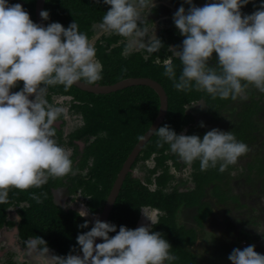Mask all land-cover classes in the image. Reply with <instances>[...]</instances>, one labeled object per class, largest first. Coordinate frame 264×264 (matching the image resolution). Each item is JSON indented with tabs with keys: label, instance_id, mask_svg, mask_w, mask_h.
Here are the masks:
<instances>
[{
	"label": "clouds",
	"instance_id": "clouds-1",
	"mask_svg": "<svg viewBox=\"0 0 264 264\" xmlns=\"http://www.w3.org/2000/svg\"><path fill=\"white\" fill-rule=\"evenodd\" d=\"M100 3L101 0H95ZM173 14V23L183 37L180 46L168 51L180 62L164 61V74L179 91L196 89L212 98L247 99V89L264 93V0L251 14L241 9L250 0H206L196 6L183 0ZM109 9L96 27L99 32L117 35L124 44L122 55L143 51L159 52L164 47L148 16L156 0H103ZM40 17L48 20L49 12ZM215 55V64L209 61ZM147 58V55L145 56ZM101 61L93 39L79 30L74 20L67 27L59 22L46 26L34 22L20 3L0 0V204L9 200L11 189L40 188L50 178L75 175L73 160L55 139L64 108L50 103V86L70 88L77 82L94 85L102 79ZM19 82L23 87L18 91ZM201 108L207 107L203 102ZM195 106V105H194ZM205 125L201 122L200 127ZM157 145H168L182 161H199L201 170L217 168L223 172L236 164L249 149L232 131L208 130L197 134H177L168 124L156 129ZM37 203L40 196L31 193ZM84 217L88 213L79 212ZM78 228L88 229L89 222ZM114 233V235H110ZM99 238L100 242H97ZM36 253L39 264H174L178 257L169 241L152 225L134 229L93 217L89 230L79 232V248L65 256L50 253L46 241L34 236L26 242ZM75 253V254H74ZM231 264H264V254L254 245L234 248Z\"/></svg>",
	"mask_w": 264,
	"mask_h": 264
},
{
	"label": "flooded vegetation",
	"instance_id": "flooded-vegetation-1",
	"mask_svg": "<svg viewBox=\"0 0 264 264\" xmlns=\"http://www.w3.org/2000/svg\"><path fill=\"white\" fill-rule=\"evenodd\" d=\"M9 2L20 3L29 13L30 18L37 23L36 11L38 0H9ZM46 2L44 10H46ZM174 12L175 7L170 0H156V7L148 16L147 22L150 25H153V27L155 26L156 35L160 39L161 31H167L173 28L172 23ZM242 14L251 13L245 9L242 11ZM45 24L47 25L46 20ZM97 24L98 23H95L94 26ZM115 37L118 38V40L110 43V40H113ZM89 38L93 39L97 58L103 65L102 79L96 84L90 86H114V84L130 78H150L158 82L165 89L164 85L157 78L149 75L123 77L122 71L126 70V63L121 64L122 62H117L114 56L110 59H106L104 54L100 53L97 47L98 43L106 46L107 54L110 53L114 47L124 45L120 36L105 34L99 32L96 27H93V34ZM170 46L176 47L174 44H171ZM135 54H141L144 58L147 55L145 60L149 59L152 55L146 54L143 51L136 52ZM215 55L213 54V59L209 61L210 66L215 64ZM130 56L131 55H123L124 58L128 59ZM174 58L176 57L170 55L167 59H171L173 62ZM159 61L160 60L157 59V62ZM162 65L164 66V62H162ZM113 76H115L116 80L110 81L109 78ZM22 87L23 82H19L17 87L13 88L11 91H18ZM149 90H152L159 100V107L156 115L157 118L160 109V97L155 90L146 85L127 86L108 93L88 92L82 90L76 85H73L68 89H65L62 85L49 87L47 93L48 101L64 108V113L59 118V123L56 125L57 131L55 139L57 143L64 147L69 153L70 158L73 160V166L77 171L75 175H69L62 178H50L49 181L40 188H30L23 191L11 189L9 191V200L6 203L0 204V208L4 211L3 214H0V264H39L36 253L30 252L26 243L35 235L40 236L46 241L50 253L53 255L65 256L72 252L74 248L77 252L79 251L76 237L74 238L73 234L71 235L70 242H66L69 247L66 250L67 253L63 251L61 252L60 249L55 246L56 244L54 245V241L58 240L63 231L58 229L57 224L61 221L62 224L59 225L65 226L64 228L66 230V226L71 224L74 227L73 231L77 230L83 232L91 228L93 217H97L101 221L104 220L107 202L126 160L156 120L155 118L154 122L148 128L142 120L136 124L137 126L135 130L145 129V132L142 137L136 141L127 158L122 163V166L118 169V166L115 163V158L110 157L108 160V156L103 152L105 141H107L108 138V130L103 129L102 127L106 125V122L112 121L113 115L109 118L108 115L102 116V114L96 113L99 108L109 109L111 112H116L117 116L120 117L119 119L122 121L125 120L121 117L122 110L124 109V111L127 112V118L131 120L132 115L130 113L133 111V104L140 99L139 96H141L142 109L147 108L146 104ZM166 94L169 103V95L167 91ZM142 96H144L145 99H143ZM201 102L207 107L201 108L199 105H196ZM184 107L188 124L181 132H184L187 135L197 134L201 137L208 130L218 128L224 131H232L236 138L241 140L242 138L240 139L237 135L239 131L238 126H241L246 122L244 116L249 112L252 116V122L257 125L258 129L254 132L253 137H248L244 142L247 144L249 151L241 156L236 164L229 165L226 168L225 171L229 173L228 176L230 175L228 184L223 180H216L206 187V193L202 201L211 202L212 213L206 215V218L202 220V218L197 217L199 215L197 207L183 206V214L181 213L176 216V218H173L174 220L172 219L173 221L171 220L170 224L173 226L182 225L187 221L185 227H188L191 232H200L201 237L207 232L211 235L208 240L212 238L216 239V242L210 243V247L215 243L218 244L217 242L221 243L223 240H226L220 237L223 230H228V232H233V230L237 232L240 231L239 233L245 230L249 231L250 234L257 235L255 234L256 230L257 232H260L261 229L264 230V214L261 213L260 210L264 209V187L262 186L264 184V174H259L254 171L255 168L260 166L261 162H264V93H260L254 87L249 86L247 89L246 100L240 98H237L236 100H232L231 98H213V103L209 104L203 97H199L192 99L189 103L185 104ZM201 122L205 125L204 127H200ZM91 124L94 126L91 127ZM259 131H262L261 134ZM249 138L255 140H248ZM149 141L143 147L126 174L113 207L106 216V221L114 223L112 216L116 211L115 207L117 201L126 199L127 191L130 189L128 184L129 178H136L143 181V183L149 177L156 180L168 167L170 174L176 173L171 185L179 191L186 193L197 186L195 175L200 173L201 170L199 161L188 164L176 155L179 165L178 167L175 166L173 159H163L161 160L163 166H159L158 158L161 157V153L155 152L148 158L144 153ZM170 153L171 155H174L171 151ZM247 156H250L251 159L248 158L247 162L242 165L243 160L245 157L247 158ZM251 160L254 161L250 162ZM217 169L218 166L217 168H212L211 173L215 172ZM186 170L190 172V180L188 181H184L181 178V173ZM245 172H253L250 174L260 175L262 178L259 177L256 180H253L249 179L248 177L250 175H248L245 180L252 186L248 187L243 181L245 184L242 188V191L247 190V193L239 195L234 192L241 197L240 201L244 204L243 209L241 211L239 209L227 210L218 199V196L214 194V190L217 185H219L222 190L227 189L228 187L235 190V185H232V183L237 180L236 178L246 175ZM136 173H140L142 176H137ZM258 181H262L263 184ZM33 192L40 196V203H37L36 200L32 198L31 193ZM81 210L86 211L88 215L84 217L80 216L79 212ZM230 210L232 211L230 212ZM232 213H236L237 215L236 223L230 222L229 220ZM227 216L229 217L227 218ZM162 218L167 220V212L161 213L158 209L143 210L140 213V217L137 219L136 227L140 225H152V227H154L157 223H160ZM221 218L224 220L222 221ZM252 218L255 219L254 222ZM57 220L58 222H56ZM85 220L89 222V228H78V225L84 223ZM64 221L67 225H65ZM36 225H39V231H36ZM29 229H32L33 234L28 233ZM68 234L69 232H67V235ZM262 234L263 233H260L259 235ZM239 238L244 239V236L242 235ZM173 240H175V238H173ZM235 242V240L232 242V246ZM258 243L261 250L264 251V238H259L256 244ZM242 244L247 246L250 245L246 240H244V243ZM242 244L240 245L239 243L240 247L234 246V248L243 249L244 247ZM194 246H198L200 252L203 251V246L200 245V240L196 241ZM204 247H207V245ZM228 256L229 254L223 256L222 251L221 257H225V260H228ZM198 262H200L199 259ZM43 264H48V262L45 260L43 261Z\"/></svg>",
	"mask_w": 264,
	"mask_h": 264
},
{
	"label": "trees",
	"instance_id": "trees-1",
	"mask_svg": "<svg viewBox=\"0 0 264 264\" xmlns=\"http://www.w3.org/2000/svg\"><path fill=\"white\" fill-rule=\"evenodd\" d=\"M171 3L175 7V12L182 4L187 10L189 5L184 4L183 0H170ZM196 6H201L206 3V0H193ZM109 5L103 3L101 0L100 3H96L95 0H47L46 2V10L49 12V18L46 20V23L51 22H59L64 27H67L71 22L74 20L77 22L79 26V30L86 33L89 37L93 34V27L95 23L101 21L102 16L106 13L109 9ZM259 7V0H250V2L245 5L241 11L247 9L250 13L256 10ZM174 12V13H175ZM173 13V14H174ZM172 29L161 31V41L164 45L160 49L159 52L153 53L149 59L145 60V58L141 54H132L129 59L124 58L122 55L123 47H114V49L110 53H106V46L98 43L97 47L101 54H104L106 59H110L114 56L117 62H122L121 64L126 63V70L122 71V76H141V75H149L154 78H157L165 87L168 95H169V110L167 117L162 124H168L172 129L175 130L177 134H180L183 131L184 127L188 124L186 121L187 117L185 116V107L184 105L189 103L192 99H196L199 97H203L207 103L212 104L213 98L203 91H198L196 89H192L190 91H179L173 87L172 81L164 74V66L162 62L171 55V52L168 51V46L174 44L175 46H180L182 44L183 37L179 34V31L176 29L174 23H172ZM118 38H113L110 40L111 42H116ZM215 55V53H214ZM157 59L160 61L157 62ZM177 66V75H179L180 71V62L178 58H174L173 62ZM134 65V67H132ZM110 81H114L115 76L109 78ZM140 99L137 100L133 104V111L130 113L132 115V119L129 120L127 118V112L122 110V119L120 120L116 114V112H111L109 109L99 108L96 114H102V116L108 115L109 118L112 117V121L106 122V125L102 128L108 130V138L105 141L104 150L103 152L108 156V160L110 157L115 158V163L118 166V169L122 166V163L127 158L129 152L131 151L132 147L135 145L136 141L142 137L145 132V129L135 130L136 124L139 122L144 121L147 128L154 122L158 107H159V100L155 93L152 90L148 92L147 98V108L142 109L141 105V96ZM143 99L144 96H142ZM257 103V102H256ZM116 115V116H114ZM246 122L238 126L239 131L237 133L238 137L241 141L245 142L248 137H253L254 132L258 129L257 125L252 122L251 113L245 114ZM94 122V121H93ZM95 123V122H94ZM94 125L91 124V127ZM203 136H201L202 138ZM158 137L156 134L152 137L145 148V155L146 157H150L155 152L161 153V157L158 158V165H162L163 159H173L175 166L178 165V161L176 159V154L171 155L168 145L158 146L157 145ZM248 140L254 141L255 139L249 138ZM103 149V148H102ZM170 153V154H169ZM108 162V161H107ZM211 169L200 170V173L196 174L197 186L192 190L185 192L179 191L175 188L171 183L174 181L175 174H170L169 168L167 167L163 174L158 177L156 180L149 177L143 183L136 178H129L128 184L129 188L127 191L126 199L118 200L115 213L112 216V220L117 225V231L119 230L120 225H124L128 228L134 229L137 225V219L140 217V213L143 208H151L158 209L161 213L167 212V220L162 218L160 223H157L154 231L157 229L163 232V229H168L171 227L174 229L173 238H175L174 246L172 247V251L176 256L179 255L180 250L177 248L178 243H182L185 247H188L189 250L193 251L195 254L192 256L195 259L196 263L201 264L198 262V255L197 251L198 246L195 247L194 243L200 240L201 233L200 232H191L188 227H185V223L182 225L173 226L171 220L176 218L179 214L184 211L183 206L189 207H197L199 210V215L197 217L206 218V215L212 213V204L210 201H202L205 196V189L208 185L216 180H223L228 184L229 176L227 171H219L218 169L211 173ZM154 173V172H153ZM155 180V181H154ZM171 181V182H170ZM156 185H154V184ZM154 185V186H153ZM216 187H219L217 185ZM228 189V190H227ZM224 189L225 195H222L223 200L221 203L229 209H243L244 204L241 203V197L234 193V191L230 188ZM215 194V193H214ZM216 195V194H215ZM218 196V195H216ZM221 206V205H220ZM226 210V209H225ZM232 210H230L231 212ZM3 209L0 208V214H3ZM174 220V219H173ZM172 220V221H173ZM58 222V220L56 221ZM65 223V221H64ZM62 224L60 221L57 226L59 230H63L62 234H60L58 240H55L54 245L57 246L60 251L66 252L69 248L66 242H70L71 235L73 234L74 238L77 236L79 231H73V225H67L65 223L67 230L64 228L65 226L59 225ZM56 226V228H57ZM36 231H39V225H36ZM64 228V229H63ZM187 229L189 231H187ZM67 232L69 234L67 235ZM29 234H33L32 229L28 230ZM194 233V236L189 237L188 234ZM114 235V233H111ZM244 236V239L237 237L235 244L231 247V249L235 247H240V245L246 240L249 242L250 245H256L259 238H264V233L262 235H254L250 234L249 231H242L240 236ZM226 239L225 237H222ZM240 245H239V243ZM220 243V242H217ZM223 243V242H221ZM237 243V244H236ZM216 244V243H215ZM217 245V244H216ZM196 248V249H195ZM223 256L230 254L232 252L229 247L223 248ZM255 249L257 247L255 246ZM178 260H183L180 256H177ZM176 263V261L174 262Z\"/></svg>",
	"mask_w": 264,
	"mask_h": 264
},
{
	"label": "rangeland",
	"instance_id": "rangeland-1",
	"mask_svg": "<svg viewBox=\"0 0 264 264\" xmlns=\"http://www.w3.org/2000/svg\"><path fill=\"white\" fill-rule=\"evenodd\" d=\"M132 67H134V65L132 66ZM260 129V128H259ZM260 132V134H261V132L262 131H259ZM264 135V134H263ZM251 156V155H250ZM250 156L248 157L247 156V158L245 157V159L243 160V163H242V165H244L245 164V162H247V160H248V158H250ZM251 159V158H250ZM254 160H251L250 162H253ZM256 173H259V174H264V162H261L260 163V166H258L257 168H255V170H254ZM250 173H253V172H250ZM250 173H247V172H245V174L246 175H242V174H240V175H242L241 177H239V178H236L237 180H235L234 181V183H232V185L234 184L235 186H234V189L235 190H233L234 192H236V193H238L239 195L240 194H243V193H247V190H244V191H242V188H243V186H244V184L246 183V185L248 186V187H251L252 185H250V184H248L247 182H246V177L248 176V175H250L248 178L249 179H253V180H256L257 178H259L260 177V175H251ZM137 174V176H142L140 173H136ZM174 174V173H173ZM189 174H190V172L188 171V170H186V171H184L183 173H181V178H182V180H184V181H188V180H190L189 179ZM260 178H262V177H260ZM155 181V180H154ZM245 183H244V182ZM263 181V180H262ZM262 181H258L259 183H262ZM152 184H154V183H152ZM240 184H242V185H240ZM263 184V183H262ZM154 185H156V184H154ZM153 185V186H154ZM263 187H264V184L262 185ZM229 188V187H228ZM214 193L216 194V195H218V199H220L221 201L223 200V198H222V195L224 196L226 193H225V191L224 190H222L221 189V187H216L215 188V190H214ZM143 209H149V208H143ZM240 211L242 210V209H239ZM261 210V213H263L264 214V209H260ZM239 215V214H238ZM236 213H232L231 214V216L229 217V216H227V218L229 217V220H230V222H233V223H236L237 222V218H236ZM222 219V218H221ZM224 219H225V217H224ZM224 219H222V221L224 220ZM252 220H253V222L255 221V219L254 218H252ZM182 221V220H181ZM219 221V220H218ZM187 222V221H186ZM156 227H152V230L154 231V229H155ZM261 228V227H260ZM155 231H159V230H155ZM187 231H189L188 229H187ZM159 232H161V231H159ZM173 232H174V229H172V228H168V229H163V232H161L163 235H164V237L169 241V243L171 244V246L173 247L174 245H173ZM240 231H235V230H233V232L231 231V232H228V230H223L222 232H221V236L220 237H225L226 238V240L224 241L223 240V244H213L212 245V247H210L211 245H210V243H214V242H216V239L215 238H212V239H210V240H208V238H209V236H211L210 234H208L207 232H205L204 234H203V236L201 237L200 235V245H202L203 246V251L202 252H200V251H197V255H198V259L200 260V262L203 264H231V262L229 261V260H225V257L223 258V257H221V253H222V251H224V249L223 248H226V247H229V249H231V247H232V242L235 240L236 241V239H237V237H240V233H239ZM260 233H264V230L263 229H261L260 230V232H257V230L255 231V234H257V235H259ZM239 234V235H238ZM188 236L189 237H192V236H194V233H192V234H188ZM244 243V242H243ZM205 245H207V247H204ZM218 246V247H217ZM242 246L243 247H246L247 245H244V244H242ZM256 247H257V249H255V251L257 252V253H259V254H264V251H262L261 250V247H259V243L258 244H256ZM264 247V246H263ZM177 248L180 250V252H181V250H182V252L181 253H179V255H177V256H180L181 258H183L185 261H184V263L182 262L183 260H177L176 261V263H174V264H199V263H196L195 262V259H194V257L192 256V254H195L193 251H191V250H189L188 249V247H185V245L184 244H182V243H178V245H177ZM259 248V249H258ZM175 250L176 249H174V252L172 251V248L170 249V251L172 252V253H175ZM231 250H233V249H231ZM176 254V253H175ZM174 254V255H175ZM227 259V258H226ZM220 261V262H219Z\"/></svg>",
	"mask_w": 264,
	"mask_h": 264
},
{
	"label": "water",
	"instance_id": "water-1",
	"mask_svg": "<svg viewBox=\"0 0 264 264\" xmlns=\"http://www.w3.org/2000/svg\"><path fill=\"white\" fill-rule=\"evenodd\" d=\"M46 0H38L37 2V11H36V21L38 24L46 26L45 20L42 19L39 15L41 10H44ZM77 87L81 88L82 90L88 91V92H93V93H108L112 92L116 89L119 88H124L127 86H132V85H146L153 90L157 92V94L160 97V109L158 116L155 120V122L152 124V126L149 128V130L146 132V134L142 137V139L139 141V143L136 145L128 159L126 160L123 169L117 179V183L110 195V198L107 202V207L105 209V217L103 221L107 220V215L109 214L110 209L113 207V204L119 194V191L123 185V180L128 173L132 163L134 160L137 158L139 153L142 151L143 147L146 145V143L152 138V136L155 134V130L158 129L162 123L164 122L167 113H168V108H169V103H168V97L166 94L165 89L160 85L158 82L150 79V78H130L128 80H124L122 82H119L117 84H114V86H104V87H98V86H90L83 84L81 82H77L76 84ZM97 242L99 241V238H97Z\"/></svg>",
	"mask_w": 264,
	"mask_h": 264
},
{
	"label": "bare ground",
	"instance_id": "bare-ground-1",
	"mask_svg": "<svg viewBox=\"0 0 264 264\" xmlns=\"http://www.w3.org/2000/svg\"><path fill=\"white\" fill-rule=\"evenodd\" d=\"M154 136V135H153ZM149 209H151V208H149ZM186 223V222H185Z\"/></svg>",
	"mask_w": 264,
	"mask_h": 264
},
{
	"label": "crops",
	"instance_id": "crops-1",
	"mask_svg": "<svg viewBox=\"0 0 264 264\" xmlns=\"http://www.w3.org/2000/svg\"><path fill=\"white\" fill-rule=\"evenodd\" d=\"M184 211H182V214H183Z\"/></svg>",
	"mask_w": 264,
	"mask_h": 264
}]
</instances>
